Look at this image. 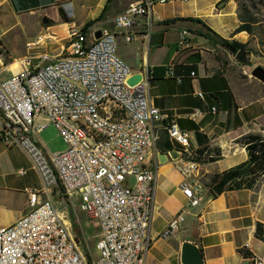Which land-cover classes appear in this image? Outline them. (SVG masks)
<instances>
[{
  "label": "crops",
  "instance_id": "0c3cea01",
  "mask_svg": "<svg viewBox=\"0 0 264 264\" xmlns=\"http://www.w3.org/2000/svg\"><path fill=\"white\" fill-rule=\"evenodd\" d=\"M131 1L0 0V80L20 69L12 59L22 54L8 50H31L46 39L69 40L70 34L80 31L89 21L86 36L98 27L120 36L123 30L115 29L112 20ZM236 12L235 0H171L152 4L149 13L139 16L129 29L135 43L131 50L123 51L121 58L132 72H143L152 104L187 131L189 152L202 146L218 152L215 159L201 163L203 197L189 205L178 188L182 176L174 160L167 157L159 162L156 155V151L180 149V145L168 137L164 121L151 123L156 138L145 163L156 168V176L146 264H182L179 251L183 240L195 241L203 264H264V241L253 235L255 223H264V174L251 189L222 187L215 193L207 184L215 173L246 158L238 138L247 132L264 133V83L250 75L252 66L264 68V50L258 47L261 41L253 39L257 49L247 50V63H241L228 50L195 33V22L181 19L198 17L220 36L244 42L249 40L245 31L231 35L239 22ZM182 30L187 31L184 39L180 37ZM191 31L194 37H190ZM168 67L177 78L166 75ZM212 106L214 112L210 110ZM194 109L198 112L190 116ZM59 137L52 125L33 135L46 155L57 150L55 142ZM39 187L38 176L26 155L0 138V226L23 214L28 208L27 190ZM59 190L60 187L53 188L52 194L58 195ZM37 198L43 195L39 193ZM179 211L183 219L176 234L168 239L159 237L166 222ZM242 250L249 255L243 256Z\"/></svg>",
  "mask_w": 264,
  "mask_h": 264
},
{
  "label": "built area",
  "instance_id": "2783aa9c",
  "mask_svg": "<svg viewBox=\"0 0 264 264\" xmlns=\"http://www.w3.org/2000/svg\"><path fill=\"white\" fill-rule=\"evenodd\" d=\"M168 1L133 0L113 17V27L123 30L121 38L128 42L137 18L147 15L152 4ZM180 33L184 39L187 31ZM116 37L102 29L87 42L80 32L55 53L12 59L19 71L0 80V138L22 150L40 183L38 190H27V210L0 226V264H146L156 168L145 159L154 148L153 121H164L168 137L180 145L174 166L182 176L178 188L187 204L202 199L201 163L183 150V143L189 142L187 131L146 102L147 78L131 86L125 82L132 71L115 54ZM166 75L177 78L170 67ZM115 94H123V101H115ZM197 95L202 97L201 92ZM78 124L92 130V137L79 135ZM48 125L65 147L46 155L33 135ZM96 134H104V142H97ZM56 187L72 209L75 195L79 209L96 223V256L90 251L86 256L78 247L70 221L54 206L51 194ZM182 219L181 211L175 213L159 237H173Z\"/></svg>",
  "mask_w": 264,
  "mask_h": 264
},
{
  "label": "trees",
  "instance_id": "16d2710c",
  "mask_svg": "<svg viewBox=\"0 0 264 264\" xmlns=\"http://www.w3.org/2000/svg\"><path fill=\"white\" fill-rule=\"evenodd\" d=\"M235 1L237 9L236 13L239 22L232 30L231 35L239 31H245L249 36V40L247 41L241 42L235 38H224L198 17L188 16L181 19L195 22L198 25V27L194 29L195 33L206 38L212 44H217L222 48L228 50L233 55H235L240 48H244L245 53L247 52V50H256L257 46L254 45V38H257L261 41V44L258 43V47L260 50H264V48L261 47V45L264 44V30L261 29V25H258V19L252 14V12L244 4L243 1ZM254 2L264 7V0H255ZM59 15L62 19L65 18L60 10ZM90 24L91 22L89 21L80 28V31L85 35V41L87 42L92 39L91 35H89V40H87L86 36V30ZM249 42H251V46H248ZM237 142L242 144V146L244 147L246 158L243 161L223 170L222 172L215 173L212 176L211 181L207 183L208 185H211V188H213L215 185L222 184L223 189L228 190L239 188L251 189L257 185L260 177L264 174V133L247 132L240 138H238ZM217 155L218 152L216 150L208 148L206 146H202L195 151L192 150V157L200 163L208 160H213L215 159V157H217ZM74 234L76 235L75 237L77 240L82 239V241L85 242V235L83 234V232H75ZM253 235L256 238L264 241V223H255ZM84 252V254L88 256L89 249L86 246ZM241 253L243 256L249 255V253L245 250H242Z\"/></svg>",
  "mask_w": 264,
  "mask_h": 264
},
{
  "label": "rangeland",
  "instance_id": "374dc122",
  "mask_svg": "<svg viewBox=\"0 0 264 264\" xmlns=\"http://www.w3.org/2000/svg\"><path fill=\"white\" fill-rule=\"evenodd\" d=\"M243 1L244 4L249 8V10L252 12V14L258 19L259 23L258 25H261V28L264 29V7L258 3H255V0H240ZM73 28L72 30H74ZM223 33V32H222ZM190 37H194V32H190ZM36 35H34L32 38H35ZM68 39V38H67ZM90 39L89 34H87V40ZM69 40L66 39H60L59 41H55L52 39H46L43 44H39L36 47H33L31 50H8L10 52H17L19 54H25V53H37L41 51H47L55 53L59 50L60 43H63L64 45H67ZM135 43V40H130L128 42H124L120 36L116 37V46H115V54L122 57L123 51L131 50L133 45ZM63 53H65V50H63ZM253 67V66H252ZM59 135V134H58ZM91 142V140H90ZM56 148L57 150L64 149L65 145L62 142L61 138L56 139ZM56 150V151H57ZM76 197L75 195L73 196ZM51 200L54 204V206L58 209H61L65 217L70 221L71 224V231L74 234L83 232L85 235V242L82 241V239H78V247L81 250H85V246L89 249V251L92 253V255L96 256L97 251L94 248V242L97 238V232L95 225L92 223L93 221L90 220L86 215L79 209L78 207V201L74 200L73 209L71 204L63 199L59 195L52 194ZM79 217V219L77 218ZM75 235V234H74ZM76 236V235H75Z\"/></svg>",
  "mask_w": 264,
  "mask_h": 264
},
{
  "label": "water",
  "instance_id": "95a60500",
  "mask_svg": "<svg viewBox=\"0 0 264 264\" xmlns=\"http://www.w3.org/2000/svg\"><path fill=\"white\" fill-rule=\"evenodd\" d=\"M101 28L98 27L93 30L92 37L98 38L101 35ZM235 58L237 61L241 63H245L246 61V53L244 48H240L236 54ZM250 75L259 80L260 82L264 83V68L261 65H255L250 70ZM142 77L146 78L143 72L139 69L135 72L129 74L125 80L128 85H134L137 83ZM181 150L175 147H170L166 152L156 151V155L158 161H164L167 157L171 159H176ZM223 185L218 184L213 187V191L215 193L220 192ZM179 261L182 264H203V257L199 246L193 240H183L180 244V251H179Z\"/></svg>",
  "mask_w": 264,
  "mask_h": 264
},
{
  "label": "bare ground",
  "instance_id": "6f19581e",
  "mask_svg": "<svg viewBox=\"0 0 264 264\" xmlns=\"http://www.w3.org/2000/svg\"><path fill=\"white\" fill-rule=\"evenodd\" d=\"M81 31H75L70 34L69 42L72 39L77 38ZM115 101H123V94H115ZM146 102H151L149 95H146ZM78 134L85 135V137H92V130H86L85 124H78ZM97 142H104V134H96ZM189 142L183 143L184 151H188ZM204 187H201V194L203 192ZM254 264V262H253Z\"/></svg>",
  "mask_w": 264,
  "mask_h": 264
}]
</instances>
